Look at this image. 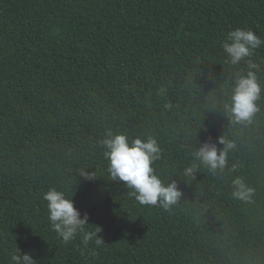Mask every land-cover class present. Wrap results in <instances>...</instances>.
<instances>
[{"label": "trees", "instance_id": "1", "mask_svg": "<svg viewBox=\"0 0 264 264\" xmlns=\"http://www.w3.org/2000/svg\"><path fill=\"white\" fill-rule=\"evenodd\" d=\"M238 27L264 39V0H0V264L17 249L38 264H264V94L251 123L224 108L247 72L221 48ZM251 59L264 85V47ZM109 131L156 139L155 173L182 191L170 210L110 179ZM220 137L235 147L213 173L193 153ZM50 186L74 194L101 244L57 236Z\"/></svg>", "mask_w": 264, "mask_h": 264}, {"label": "clouds", "instance_id": "2", "mask_svg": "<svg viewBox=\"0 0 264 264\" xmlns=\"http://www.w3.org/2000/svg\"><path fill=\"white\" fill-rule=\"evenodd\" d=\"M261 47H264V39L251 28L231 29L221 43V48L232 65H239L248 58L247 72L235 77L230 103L224 105L225 114L233 123H251L256 113L261 110L258 101L264 94V85L260 83L256 74L259 65L251 59L255 51ZM219 142L224 144V148L218 149L215 143L204 142L193 153L194 157L213 173L226 167L228 152L235 147L234 142L227 141L224 137H220ZM99 144L105 149L104 157L108 161L110 179L124 182L130 190L129 195L140 205L159 204L163 209L170 210L181 198L182 191L177 181L173 180L166 185L155 173L153 163L161 155L155 138L148 137L145 140L138 137L130 142L126 134H113L109 131ZM193 171L194 168L189 166L184 169V175H191ZM79 175L89 181L97 178L95 172L86 169H80ZM232 184V195L235 198L244 201L252 199L254 189L245 183L243 177H236ZM73 196L74 194L69 196L55 186H50L43 195L52 230L65 243L80 236L84 245L93 239L95 244H101L103 241L98 235L101 227L96 226L93 231L87 230V225L90 224L89 216L87 213L82 215L80 209L75 206ZM10 261L11 264H38L30 252L21 255L19 249L12 253Z\"/></svg>", "mask_w": 264, "mask_h": 264}]
</instances>
